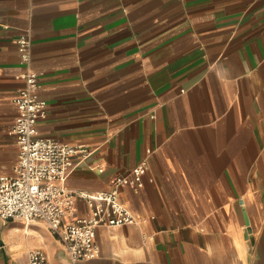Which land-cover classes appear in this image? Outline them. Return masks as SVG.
I'll use <instances>...</instances> for the list:
<instances>
[{"label": "crops", "instance_id": "0c3cea01", "mask_svg": "<svg viewBox=\"0 0 264 264\" xmlns=\"http://www.w3.org/2000/svg\"><path fill=\"white\" fill-rule=\"evenodd\" d=\"M26 70L46 102L37 135L90 149L67 188L149 164L119 194L136 222L97 226L78 264H264V0H0V173ZM36 248L69 264L42 220L0 217V264Z\"/></svg>", "mask_w": 264, "mask_h": 264}, {"label": "built area", "instance_id": "2783aa9c", "mask_svg": "<svg viewBox=\"0 0 264 264\" xmlns=\"http://www.w3.org/2000/svg\"><path fill=\"white\" fill-rule=\"evenodd\" d=\"M16 43L21 62L27 64L30 37L21 35ZM21 77L25 84L14 97L17 114L11 127L18 153L12 172L0 173V217L19 218L27 223L42 220L63 243L69 264H78L97 255V226L136 222L119 194L124 187L137 192L149 164L142 159L128 171L114 174L107 189L87 192L67 188L63 181L70 165L80 162L90 149L37 135L36 123L46 114V102L35 92L37 73L26 70ZM77 199L86 202L84 214L74 215ZM72 214L71 219H64ZM27 264L49 263L44 250L36 248L28 251Z\"/></svg>", "mask_w": 264, "mask_h": 264}]
</instances>
